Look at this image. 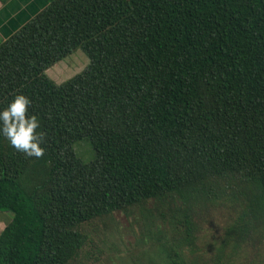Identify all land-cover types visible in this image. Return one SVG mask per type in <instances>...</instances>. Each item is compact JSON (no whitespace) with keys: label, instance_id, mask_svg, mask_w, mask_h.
Wrapping results in <instances>:
<instances>
[{"label":"trees","instance_id":"trees-1","mask_svg":"<svg viewBox=\"0 0 264 264\" xmlns=\"http://www.w3.org/2000/svg\"><path fill=\"white\" fill-rule=\"evenodd\" d=\"M44 1L0 39V111L24 94L46 133L41 159L0 134V264H74L82 224L149 201L192 243L195 210L238 180L246 203L210 263L224 264L264 226V0ZM77 49L88 64L54 83Z\"/></svg>","mask_w":264,"mask_h":264},{"label":"rangeland","instance_id":"rangeland-1","mask_svg":"<svg viewBox=\"0 0 264 264\" xmlns=\"http://www.w3.org/2000/svg\"><path fill=\"white\" fill-rule=\"evenodd\" d=\"M26 15L21 14L19 21ZM88 62L87 56L77 49L49 68L46 75L61 84L80 73ZM74 150L83 162L93 158L86 142L77 143ZM29 169L27 178H34L35 166ZM222 185L224 194L213 201L210 208L195 210L192 243L173 241L172 233L149 201L82 224L79 231L85 236V243L74 264H210L215 260L227 227L238 223L237 216L246 203L244 183L234 180L232 187ZM2 213L11 220V213ZM241 236L242 240L236 237L240 241L238 247L231 245L226 249L223 263L264 264V226L242 232Z\"/></svg>","mask_w":264,"mask_h":264},{"label":"clouds","instance_id":"clouds-1","mask_svg":"<svg viewBox=\"0 0 264 264\" xmlns=\"http://www.w3.org/2000/svg\"><path fill=\"white\" fill-rule=\"evenodd\" d=\"M31 105L29 97L16 94L12 102L0 111V134L27 158L41 159L46 152L42 147L46 133L38 131L41 128L39 118L35 114L29 115Z\"/></svg>","mask_w":264,"mask_h":264},{"label":"crops","instance_id":"crops-1","mask_svg":"<svg viewBox=\"0 0 264 264\" xmlns=\"http://www.w3.org/2000/svg\"><path fill=\"white\" fill-rule=\"evenodd\" d=\"M45 4L44 0H11L6 5H0V34L2 39L13 34L18 28L39 12ZM24 13L27 15L20 22L19 16ZM9 221V218H7L4 213L0 212V233Z\"/></svg>","mask_w":264,"mask_h":264}]
</instances>
